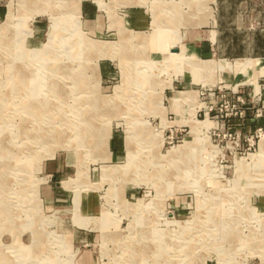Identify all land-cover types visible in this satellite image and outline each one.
Here are the masks:
<instances>
[{"label": "rangeland", "instance_id": "374dc122", "mask_svg": "<svg viewBox=\"0 0 264 264\" xmlns=\"http://www.w3.org/2000/svg\"><path fill=\"white\" fill-rule=\"evenodd\" d=\"M222 2L0 0V264H264V52L211 48L264 0Z\"/></svg>", "mask_w": 264, "mask_h": 264}, {"label": "crops", "instance_id": "0c3cea01", "mask_svg": "<svg viewBox=\"0 0 264 264\" xmlns=\"http://www.w3.org/2000/svg\"><path fill=\"white\" fill-rule=\"evenodd\" d=\"M242 0H223V4H229V5H235V4H240V2H241ZM228 10H230L231 11V9H228ZM230 11H229V13H230ZM213 27H214V25H213ZM218 28V27H217ZM223 28H225V25H224V27ZM210 35H211V32L208 30V40H209V38H210ZM225 35V34H224ZM216 36H218V30H215L214 32H212V38H213V44H211V48H217V51H220L219 50V48H222V52L224 53V54H231V53H236V52H240V51H243V52H264V48H254V47H250V49L248 48V49H241V48H239V47H237V48H231V46H230V44H225V43H222L221 45H220V43H219V41H218V39H217V44H215V39H216ZM190 44H192V46H193V43H190ZM195 46V45H194ZM194 46H193V48H194ZM207 48H209V45H207ZM215 51V50H214ZM226 57H224L223 59H221V60H230V59H232V58H234V56L235 55H225ZM233 60H235V59H233ZM95 208V207H94Z\"/></svg>", "mask_w": 264, "mask_h": 264}, {"label": "built area", "instance_id": "2783aa9c", "mask_svg": "<svg viewBox=\"0 0 264 264\" xmlns=\"http://www.w3.org/2000/svg\"><path fill=\"white\" fill-rule=\"evenodd\" d=\"M237 101H242V100H240L239 97H237ZM230 102H231L230 100L229 101H226L227 108H225V112H222L221 111L220 113L214 114L212 116V118H216V120H220V119H223V118L227 117L231 113L232 114L233 113L236 114L238 111H237V109H234L235 105L234 104H231L232 102L231 103ZM228 107H229V112H226L228 110ZM209 111L210 110H208L207 112H205L206 113L205 115H207V113H209ZM222 113H224V114H222Z\"/></svg>", "mask_w": 264, "mask_h": 264}, {"label": "bare ground", "instance_id": "6f19581e", "mask_svg": "<svg viewBox=\"0 0 264 264\" xmlns=\"http://www.w3.org/2000/svg\"><path fill=\"white\" fill-rule=\"evenodd\" d=\"M56 32V31H55ZM252 61V60H251ZM250 61V62H251ZM253 62H254V60H253ZM53 63V62H52ZM53 67V66H52ZM60 68V67H59ZM61 71V70H60ZM19 79V78H18ZM189 93V92H188ZM183 95V94H182ZM49 107V106H48ZM129 151V150H128ZM130 151H131V149H130ZM130 151H129V153H130ZM15 164V163H14ZM185 170V169H184Z\"/></svg>", "mask_w": 264, "mask_h": 264}]
</instances>
